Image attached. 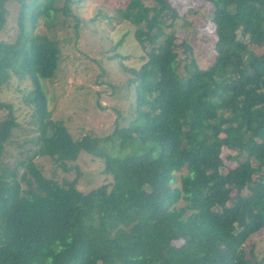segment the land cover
I'll use <instances>...</instances> for the list:
<instances>
[{"label":"trees","instance_id":"obj_1","mask_svg":"<svg viewBox=\"0 0 264 264\" xmlns=\"http://www.w3.org/2000/svg\"><path fill=\"white\" fill-rule=\"evenodd\" d=\"M8 1L0 0V30ZM16 1L18 33L0 41V91L12 77L29 83L24 98L38 135L31 156L5 166L17 123L12 105L0 100L7 110L0 120V264H259L246 244L264 229V53L253 51L264 46V0H199L212 9V52L183 74L177 48L192 47L176 43L172 29L184 14L170 0H127L114 19L135 26L145 51L138 67L119 63L135 93L130 119L106 137L77 139L47 107L58 39L35 32L40 19L52 25L61 13L74 18L78 35L74 0L61 7L59 0ZM118 57L125 58H110ZM111 140L114 153L103 146ZM147 143L156 157L153 147L138 150ZM223 147L236 151L231 160L245 155L227 172ZM81 152L103 160L109 182L83 192L76 177H45L33 161L46 156L66 172Z\"/></svg>","mask_w":264,"mask_h":264},{"label":"rangeland","instance_id":"obj_2","mask_svg":"<svg viewBox=\"0 0 264 264\" xmlns=\"http://www.w3.org/2000/svg\"><path fill=\"white\" fill-rule=\"evenodd\" d=\"M126 2L127 0H74L71 12L79 21L78 35L72 28V16L65 17L58 13L52 25H47L43 18L38 21L35 32L58 39L61 49L56 74L53 79L45 81L44 85L48 111L51 119L64 123L74 139L84 134L106 137L112 133L115 125H125L130 119L129 113L131 105H134L135 93L133 87L128 85L130 75L121 70L119 63L127 68L138 67L145 51L134 38L135 26L114 19L115 10L124 8ZM62 3L63 0H59L57 6L61 7ZM170 3L180 15L185 16V21H175L172 29L176 30L175 42L185 40L192 47L191 53L182 52L181 46L177 48L179 71L183 74L192 60L198 66L205 65V60L212 52V41L215 38L214 25L210 22L212 9L199 0H170ZM153 4L152 0L145 1L147 6ZM192 6L196 13L190 11ZM19 7L16 0L6 2L7 14L5 24L0 30V41L15 40L18 33ZM170 30L171 28H167L166 32ZM239 33V38L247 42V37H240ZM149 48L148 45L146 51ZM253 51L256 55L262 54L264 46L254 48ZM114 53L125 58L111 59ZM29 86L26 80L20 81L12 77L0 91V100L12 105L17 123L1 157L5 166L17 165L19 161L31 156L36 149L34 140L38 135L37 125L33 109L24 98ZM6 113L7 110H0V120ZM113 140L103 145L110 153H114ZM150 147L154 148L151 156L156 157L157 147L154 143L143 144L138 150L144 151ZM233 155H236L235 150L222 148V172L234 168L237 162L245 158L242 154L231 160ZM33 161L45 177L58 181L76 177L77 188L83 192L110 181V177L102 172L103 160L86 152H81L74 162L69 163L70 170L66 172L56 166L49 157L35 156ZM252 164L255 165L256 162L253 160ZM177 184L178 179L173 185ZM247 193V188L242 189V195ZM251 245L256 261L264 264V229L251 236L246 248Z\"/></svg>","mask_w":264,"mask_h":264}]
</instances>
